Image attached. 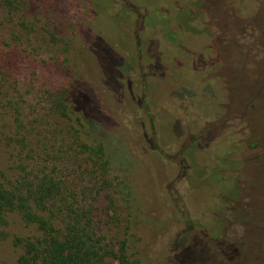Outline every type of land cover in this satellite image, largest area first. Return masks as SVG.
I'll list each match as a JSON object with an SVG mask.
<instances>
[{"label": "rangeland", "instance_id": "1", "mask_svg": "<svg viewBox=\"0 0 264 264\" xmlns=\"http://www.w3.org/2000/svg\"><path fill=\"white\" fill-rule=\"evenodd\" d=\"M70 86L106 184L51 111ZM16 117L105 243L133 215L140 264H264V0H0V129ZM30 235L11 215L0 264Z\"/></svg>", "mask_w": 264, "mask_h": 264}, {"label": "trees", "instance_id": "2", "mask_svg": "<svg viewBox=\"0 0 264 264\" xmlns=\"http://www.w3.org/2000/svg\"><path fill=\"white\" fill-rule=\"evenodd\" d=\"M82 105L84 98L70 86L60 93L51 111L62 121L73 154L92 164L94 177L98 175L106 184L109 162L105 148L88 141L92 121ZM14 123L12 136L10 129H0V145L15 149L17 163L16 168L10 167L11 173L0 172V227L7 226L8 218L16 215L30 229L29 237L15 240L20 252L16 264H140L128 239L133 215H126L124 238L105 243L93 228L91 211L77 207L79 194L58 177L54 166L48 169L38 159L19 117ZM36 161L38 165H34Z\"/></svg>", "mask_w": 264, "mask_h": 264}]
</instances>
